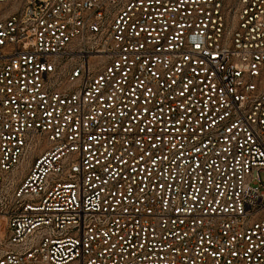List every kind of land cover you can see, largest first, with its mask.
<instances>
[{"label": "built area", "instance_id": "1", "mask_svg": "<svg viewBox=\"0 0 264 264\" xmlns=\"http://www.w3.org/2000/svg\"><path fill=\"white\" fill-rule=\"evenodd\" d=\"M0 264H264V0H0Z\"/></svg>", "mask_w": 264, "mask_h": 264}]
</instances>
